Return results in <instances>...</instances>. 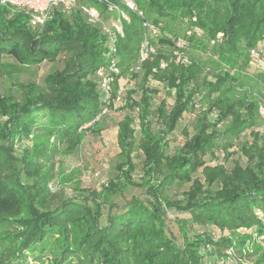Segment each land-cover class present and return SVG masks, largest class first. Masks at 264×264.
I'll return each instance as SVG.
<instances>
[{
  "label": "trees",
  "instance_id": "trees-1",
  "mask_svg": "<svg viewBox=\"0 0 264 264\" xmlns=\"http://www.w3.org/2000/svg\"><path fill=\"white\" fill-rule=\"evenodd\" d=\"M222 2L228 4L225 14L218 12ZM136 3L145 20L163 24V29L173 35L177 33L167 27L164 19L195 13V29L210 38L221 34L218 56L226 48L236 51L242 38L248 48H254L257 40L264 41V0ZM97 6L101 12L104 10L102 5ZM139 41L138 22L133 17L125 27L124 38L117 41V66L121 73L130 74L140 92L130 90L124 100L115 170L121 172L127 184L135 185L131 181V154L136 147L143 159L146 179L141 188L147 200L142 203L132 199L123 210L105 216L101 202L94 204L84 198L61 201L54 209H38L36 199L41 201L38 196L42 189L22 184L16 171L18 161L10 145L1 142L9 138L6 142L10 143L16 132L27 135L35 130L65 142L69 151L78 147L79 129L94 121L102 110L95 71L107 66L106 40L100 29L88 24L78 12L64 16L54 10L51 19L36 30L29 27L27 14L0 6V56L12 58L20 67L54 63L59 56L62 63L60 70L45 77L42 87L28 82L18 85V96L0 94V264H29L31 260L43 264L46 259L47 264H200L199 249H231L233 242L214 243L205 232L190 237L188 223L200 229L211 226L220 232L245 229L264 234V150L257 143V132L250 131L252 141L247 140L238 149L245 163L236 161L229 169L225 167L233 155L227 140H238L254 128L257 101L232 98L231 90L223 87L229 82L226 74L214 76V83L203 79L209 96L207 109L181 147L166 155L170 135L178 127L185 128L182 119L192 109L200 68L198 64L184 67L170 63L164 72L154 75L151 69L157 66L159 53L137 75L133 65ZM151 81L173 96L170 108L165 99L153 110L150 108V98L157 93ZM137 120L141 135L138 144L131 126ZM218 125L223 126L221 132ZM218 148L223 153L222 161L213 157ZM21 161L24 169L32 164L27 154ZM176 184L188 185L187 190L181 198L170 201L165 192ZM125 188L120 185L116 191L122 194ZM168 210L184 215L178 221L181 245L166 233L164 215Z\"/></svg>",
  "mask_w": 264,
  "mask_h": 264
},
{
  "label": "rangeland",
  "instance_id": "rangeland-1",
  "mask_svg": "<svg viewBox=\"0 0 264 264\" xmlns=\"http://www.w3.org/2000/svg\"><path fill=\"white\" fill-rule=\"evenodd\" d=\"M211 1L213 3V0ZM227 5V3L225 5L222 2L218 12L225 14ZM7 9L12 12L17 11ZM195 16V13L183 18H173V15H171V17H166L164 22L169 25L167 27L170 30H174L181 36L188 29L194 28L192 24ZM136 22H138L137 19ZM165 32L168 31L165 29ZM216 38H221V34L219 33L214 38H210L201 33L199 38L194 37L189 41L186 55L189 57L191 64H198L200 68L195 91V101L197 103L194 112H192L194 116L189 115L182 120L186 132L184 133V130L178 127L170 135V149L166 152V155L173 154L172 152L181 147L186 135L192 134L196 120L207 109L209 96L208 89L202 85L203 79L214 83V76L226 74L229 82L225 83L223 87L231 90L232 98L245 97L247 101L254 99L258 103V108L260 106L264 108V41H256L254 49L258 50L261 61H254L249 53L252 48L246 46L243 38L236 44V51H230L226 48L223 55L218 56L219 44L216 43ZM60 57L54 63L43 62L35 67H20L12 58L1 55L0 94L18 96V85L28 82L42 87L47 75L61 69ZM130 77L129 73H122L119 82L112 87L113 93L117 92L118 88L123 90L122 100L112 105V108L108 107L107 111H101L94 121L79 129L80 142L73 151L67 149L65 142H57L53 136L35 130L27 135L16 132L12 139L10 137V143L6 142L9 138L2 140V145H10L12 154L18 161L16 171L20 174L19 178L22 184L31 186L33 190L36 188L42 189L41 194L38 196L41 201L36 199V208L54 209L61 201L67 199L79 201V199L84 198L94 204L101 202V213L105 216L109 212L113 214L123 210L132 199L145 203L148 197L141 188V184L146 177L143 172V159L139 150L135 147L131 154V161L134 165L131 181L135 185L127 184L121 172L115 170L120 156L117 138L121 133V124L124 121L122 112L124 100H126L130 90L135 89L136 93L140 92V86H136ZM152 85L153 88L157 89V93L150 98V108L153 110V107H157L162 99L166 100V104L170 108L173 103V96L167 94L161 85L155 83H152ZM5 122L7 128H9V121L6 120ZM131 126L134 129V139L137 143L141 139L138 120L132 123ZM221 128L223 129L222 125L217 127L218 132L222 131ZM252 130L258 133L257 143L264 150V116L258 114L253 129L247 130L238 140L235 137L227 140L229 141L226 143L227 145L232 144L229 152L233 154L229 161L225 163L227 169L231 167V163L236 161L241 164L245 163V159L238 153V149L247 140L252 141L251 135L249 136ZM137 144H134V146H137ZM25 154L30 156L32 160V164L28 169L23 168L21 161ZM213 157L222 161V151L219 148L214 150ZM123 170L125 169L123 168ZM155 181H157V178L154 179ZM110 184L113 187H110ZM120 185L126 187L122 194L116 191V187ZM187 187L188 185H172L166 190L165 196L170 201H175L182 197V192L186 191ZM183 216L172 210L166 211L164 215L166 233L170 234L178 245L182 244V238L178 231V221ZM187 227L189 228L190 237L205 232L212 236L214 243L220 240L233 242L231 249L224 246H207L206 249H199L200 264H264V234H253L245 229L220 232L211 226L200 229L196 226L192 227L189 223ZM46 260L43 264H47ZM29 264H33V261L31 260Z\"/></svg>",
  "mask_w": 264,
  "mask_h": 264
},
{
  "label": "built area",
  "instance_id": "built-area-1",
  "mask_svg": "<svg viewBox=\"0 0 264 264\" xmlns=\"http://www.w3.org/2000/svg\"><path fill=\"white\" fill-rule=\"evenodd\" d=\"M97 5H102L104 10L92 3V0H0V6L21 11L28 16V25L32 29L41 28L51 19L54 10L59 11L64 16L78 12L90 25L97 26L106 40L105 59L107 66L99 67L95 71V78L98 82L99 98L102 103V112L107 111L108 105H115L122 100L121 88L117 92H112V87L119 82L122 73L118 68L119 55L117 41L125 36V27L129 26L132 18L138 20L140 41L136 51V60L133 65V72L137 75L142 73L143 65L156 59L161 53L157 66L151 69V73L158 75L164 72L171 63L174 66L187 67L191 64L186 55L189 41L201 36V31L193 28L188 29L185 34H170L165 32L163 24H154L144 19L143 12L137 6L136 0H93ZM162 40H168V44H161ZM220 43V38L216 39ZM165 48V50H164ZM250 57L254 61H261L258 50L252 48ZM158 85L157 82L151 81ZM153 86V85H152ZM162 86V85H161ZM163 88V86H162ZM192 102V109L184 116L194 114L196 101ZM167 105V104H166ZM259 116H264V108H258ZM182 119V120H183ZM219 126V125H218Z\"/></svg>",
  "mask_w": 264,
  "mask_h": 264
}]
</instances>
